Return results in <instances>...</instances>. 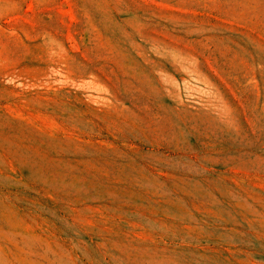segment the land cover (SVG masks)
<instances>
[{
    "label": "rangeland",
    "instance_id": "374dc122",
    "mask_svg": "<svg viewBox=\"0 0 264 264\" xmlns=\"http://www.w3.org/2000/svg\"><path fill=\"white\" fill-rule=\"evenodd\" d=\"M0 264H264V0H0Z\"/></svg>",
    "mask_w": 264,
    "mask_h": 264
}]
</instances>
